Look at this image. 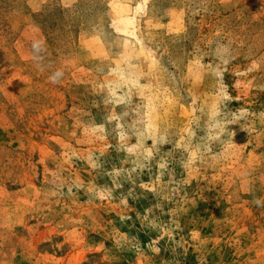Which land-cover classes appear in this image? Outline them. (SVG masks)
Wrapping results in <instances>:
<instances>
[{
  "label": "rangeland",
  "instance_id": "obj_1",
  "mask_svg": "<svg viewBox=\"0 0 264 264\" xmlns=\"http://www.w3.org/2000/svg\"><path fill=\"white\" fill-rule=\"evenodd\" d=\"M0 264H264V0H0Z\"/></svg>",
  "mask_w": 264,
  "mask_h": 264
},
{
  "label": "clouds",
  "instance_id": "obj_2",
  "mask_svg": "<svg viewBox=\"0 0 264 264\" xmlns=\"http://www.w3.org/2000/svg\"><path fill=\"white\" fill-rule=\"evenodd\" d=\"M33 47L39 51V44H34ZM60 73H57L56 76L52 77L51 79L53 80V82H56V77L59 76Z\"/></svg>",
  "mask_w": 264,
  "mask_h": 264
}]
</instances>
